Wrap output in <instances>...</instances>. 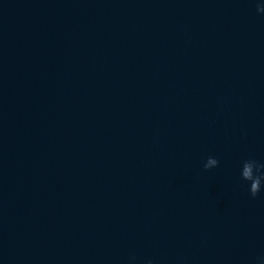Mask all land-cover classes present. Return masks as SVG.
Masks as SVG:
<instances>
[{"label": "clouds", "instance_id": "9594fccd", "mask_svg": "<svg viewBox=\"0 0 264 264\" xmlns=\"http://www.w3.org/2000/svg\"><path fill=\"white\" fill-rule=\"evenodd\" d=\"M256 11L264 13V5L257 4ZM219 160L214 156L207 157L203 164L205 171L217 168ZM240 179L246 182L247 189L251 198L255 199L262 191H264V163L255 159H245L240 167ZM136 258H130V264H135ZM144 264H153L151 259H147ZM248 264H264V252L253 256Z\"/></svg>", "mask_w": 264, "mask_h": 264}]
</instances>
